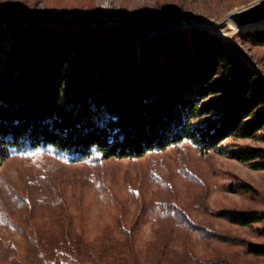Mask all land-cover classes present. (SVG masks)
I'll return each mask as SVG.
<instances>
[{
    "label": "trees",
    "instance_id": "obj_1",
    "mask_svg": "<svg viewBox=\"0 0 264 264\" xmlns=\"http://www.w3.org/2000/svg\"><path fill=\"white\" fill-rule=\"evenodd\" d=\"M5 18L0 26V161L18 154L35 168L47 169L38 173L47 175L43 181L30 178L22 194L0 174V225L12 224V204L34 213V199L41 202L40 216L49 212L61 223L59 238H47L33 227V247L39 250L35 264H60L71 257L86 263L107 259L71 235L65 223L70 213L63 210L54 180L62 166L42 168L39 160L99 168L109 159L139 161L169 147L193 146L203 156L221 153L231 136L264 141V77L220 34L199 28L150 34L119 22H87L54 12L30 18L8 13ZM245 37L264 46V27L246 31ZM232 155L264 169V147H240ZM182 169L202 181L186 166ZM97 178L104 188L101 174ZM239 187L254 190L245 182ZM130 189L140 195V187ZM156 206L157 220L170 225L169 236L163 229L155 234L151 248L157 260L168 256L174 230L187 237L217 233L169 196ZM58 209L63 217L55 214ZM218 214L240 226L264 221V211L256 209ZM138 224L128 226L122 210L117 225L128 250L136 245ZM249 253L264 256V244H252ZM120 254L125 264L126 252Z\"/></svg>",
    "mask_w": 264,
    "mask_h": 264
},
{
    "label": "rangeland",
    "instance_id": "obj_2",
    "mask_svg": "<svg viewBox=\"0 0 264 264\" xmlns=\"http://www.w3.org/2000/svg\"><path fill=\"white\" fill-rule=\"evenodd\" d=\"M256 1L0 0V26L5 25L8 13L30 18L36 13L54 12L87 22L117 20L150 34H153V28L167 32L199 28L231 41L244 61L264 77V46H256L245 37L246 31L255 29L232 28L228 21L223 23L231 12ZM185 18L194 20L196 25L175 30L168 28ZM223 144L226 146L224 152H211L207 156L201 155L193 146L169 147L164 152L148 154L139 161L109 159L99 168L91 164L60 165L50 163L49 158L39 160L43 163L42 168L47 165L51 168L54 164L62 166L54 180L64 201L63 210L67 207L70 213L65 223L70 226L71 235L107 257L105 262L97 263L71 257L60 264H123L121 250L126 252L125 264H264V256L249 253L252 244H264V221L240 226L218 214L226 209L264 211V169H255L232 155L240 147H264V141L231 136ZM0 162V174L19 193H27L30 178L46 179L44 176L47 174L38 173H46L47 169L35 168L18 154ZM183 166L188 172L200 176L202 181L184 173ZM97 174H101L104 188L100 187ZM158 176H163L173 188L163 185L166 182H158ZM244 182L252 185L254 190H240L239 185ZM130 185L140 187L139 196L134 195ZM2 193L7 196L4 191ZM36 195L38 198L41 194ZM167 196L175 199L197 223L208 225L217 233L203 237L194 232L187 237L183 231L174 230L170 235L168 256L157 260L151 248L155 234H160L159 229H163L167 236L170 232L166 221L157 220L156 203ZM33 203L35 206L30 209L34 213H30L27 206H9L13 222L7 226L0 225V264L37 263L39 250L33 247V227L38 228L41 234L44 232L47 238L61 237V223L53 221L49 212L40 216L37 211L42 208L41 202L34 199ZM122 210L128 226L139 222L133 250L127 249L125 234L117 225ZM61 212L58 209L55 214L63 217ZM21 227L27 230L21 232ZM185 249L196 256L198 262H192L195 260L189 255V258L185 256ZM40 257L43 259L44 256Z\"/></svg>",
    "mask_w": 264,
    "mask_h": 264
},
{
    "label": "water",
    "instance_id": "obj_3",
    "mask_svg": "<svg viewBox=\"0 0 264 264\" xmlns=\"http://www.w3.org/2000/svg\"><path fill=\"white\" fill-rule=\"evenodd\" d=\"M229 19L238 29L250 28L263 23L264 0H258L246 7L231 12L228 16ZM228 20L223 23H226Z\"/></svg>",
    "mask_w": 264,
    "mask_h": 264
},
{
    "label": "bare ground",
    "instance_id": "obj_4",
    "mask_svg": "<svg viewBox=\"0 0 264 264\" xmlns=\"http://www.w3.org/2000/svg\"><path fill=\"white\" fill-rule=\"evenodd\" d=\"M180 22H192V23H189L188 25H183V27H181V28H187V27H192V26H195V25H196V23L194 22V20H192V19H187V18L182 19ZM173 23H174V22H173ZM228 25H229L230 27L234 28V24L232 23V21H231L230 19L228 20ZM263 27H264V22L261 23V24H259V25H256V26H253V27H250V28H252V29H257V28H263ZM172 29L175 30V28H172ZM176 29H177V28H176ZM152 33H156V32H152ZM235 43H237V42H235Z\"/></svg>",
    "mask_w": 264,
    "mask_h": 264
},
{
    "label": "built area",
    "instance_id": "obj_5",
    "mask_svg": "<svg viewBox=\"0 0 264 264\" xmlns=\"http://www.w3.org/2000/svg\"><path fill=\"white\" fill-rule=\"evenodd\" d=\"M105 21L108 25L118 23L117 20H112V19H107ZM189 23H192V22H178L177 24L171 25L168 28H181V27H183V25H188ZM168 28H163V29H168ZM151 31L157 32V31H160V29L159 28L158 29L153 28V30H151Z\"/></svg>",
    "mask_w": 264,
    "mask_h": 264
}]
</instances>
